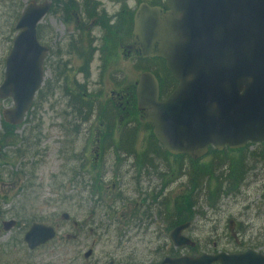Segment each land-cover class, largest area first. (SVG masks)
I'll list each match as a JSON object with an SVG mask.
<instances>
[{
  "label": "rangeland",
  "instance_id": "1",
  "mask_svg": "<svg viewBox=\"0 0 264 264\" xmlns=\"http://www.w3.org/2000/svg\"><path fill=\"white\" fill-rule=\"evenodd\" d=\"M19 2L24 5L27 0H16L15 4ZM101 4L107 15L116 12L119 6L109 5L105 1H101ZM14 14V5L11 1L0 0V84L4 71V59L15 35L14 25L17 16ZM43 25H47L43 26L46 29H42V38L47 45H53L63 34L70 35V25L64 26L57 14L50 16ZM71 30L73 31L74 28ZM95 35L98 40L100 34L95 32ZM119 54V61L115 65L106 66V68H102V64L98 60L91 63L93 65L91 67L92 74L83 93L82 88L76 87L77 82L83 84V77L76 72L78 66L72 62L71 57L63 56L60 60H54V58L52 60L50 56L46 62L44 80L45 82L52 81V85L48 86V90H52V96L46 94L41 112L35 114L34 117L33 111V115L28 117L25 125L13 132L16 136L23 137L26 132L30 133V130H33L30 137L36 136L33 141L34 145L28 144L29 141L25 144V142H20V139H13L3 144V147L0 146V161H2L0 166H3L0 169V264H85L81 258L88 248L94 249L96 255L113 251L114 245L107 244L104 238L100 243L90 247L89 239H93V237L88 236V228H92L94 224L88 222L84 227L82 226L83 216L88 215L90 211L93 212L94 209H99V207L94 208L95 198H90L85 190L81 194L84 182L90 186L87 181L89 177L85 173H91V166L94 167V165L86 163V172H81L78 169V164L83 162L79 154H81L83 143L88 137H90V145L87 157L92 159L95 154V146L92 143L95 139L93 138L94 132L90 135L86 130L76 133L75 126L69 125L67 119L64 120V118L65 115L72 112L67 107L68 92L84 95H88L89 92L93 95L101 94L107 101L110 92L115 88L113 84H109V80L113 81L111 78L114 76L118 79L125 77V84H134L139 71L134 69L122 53L119 52ZM95 59L96 56L93 57V60ZM114 71L115 73H113ZM90 84L91 88H89ZM42 98L43 96L39 95L37 99L42 100ZM11 106L12 103L9 100H0V114ZM62 124L63 127H61ZM40 134L42 138H39ZM117 135L118 133L115 134V137ZM38 138L39 140H37ZM140 138L141 135L137 139V145ZM18 147L26 157L15 161L13 156ZM262 149L264 150V148ZM262 149L251 145L241 153L226 154L215 160L222 164L221 171L225 167L229 169L232 165H240L246 172L252 171V173L244 175H248L246 178L244 177L245 180L238 181L239 189L235 195L219 197L216 191L217 186L224 189H232V187L224 181L214 180L213 177L203 179V181L207 180L201 189H206L205 192L194 191L193 185L196 181L194 176L187 177L189 167H185L186 174L173 180L169 179L168 193H170L171 199L178 198V195L183 192L184 196L191 195L192 200H195L194 197L198 195L201 197L199 200L196 199L197 203L193 209H189L185 204L180 206L178 204L176 207L173 202H170L169 205L170 223H179L180 221L182 224L181 222L185 221L183 216L189 210L191 231L188 234L192 239L200 240V247L196 251L201 248L199 251L203 252L240 253L252 249L264 254V170L259 171L261 164L258 163L264 161L261 159ZM57 155L60 156L57 157ZM75 155L79 156L78 162L71 159ZM101 156L99 158L106 164V174L104 175L106 178L103 177L102 181L103 189L107 186L112 189L117 167L114 148L105 150ZM122 159L125 158L121 157ZM210 159H205L200 164H207ZM61 160H65L67 164L61 163ZM126 160L129 164V159ZM185 163L188 166V162ZM212 163L213 160L209 164ZM128 164H124V166L126 167ZM171 168L176 170L177 166L172 163ZM217 168L219 167L213 166L210 172ZM262 168L264 169V166ZM126 179L131 184L129 174L126 175ZM206 185L208 186L206 187ZM206 196L208 199H205ZM132 197L133 194L128 191L127 198L131 199ZM117 207L122 208L121 205H117ZM131 210L132 207L129 211L124 210L123 216L128 218L131 215ZM191 212L194 215H191ZM64 213L69 216L68 220L61 218ZM87 219L88 216L85 218V222ZM94 220H96L95 216ZM229 220H234L236 232L235 230L229 231ZM7 221H14L15 225L3 228L2 223ZM33 223L55 227L57 233L53 241L30 252L22 239ZM161 223L160 218L156 219L150 230L152 231V228L155 227L160 228ZM234 234H237V242L231 240ZM210 236H212V242L205 244L206 240L203 238ZM160 248L164 250V255L176 253L171 244L164 242L122 244L119 251L121 264L126 263L124 258L130 256L133 258L132 262L135 263L156 264L164 257L160 255L155 257L154 255V251ZM188 252L191 254L194 251L188 250ZM75 253L79 254L78 260L74 257Z\"/></svg>",
  "mask_w": 264,
  "mask_h": 264
},
{
  "label": "water",
  "instance_id": "2",
  "mask_svg": "<svg viewBox=\"0 0 264 264\" xmlns=\"http://www.w3.org/2000/svg\"><path fill=\"white\" fill-rule=\"evenodd\" d=\"M165 1L166 12L140 5L134 30L133 49L142 57L162 58L178 83L159 102L153 75L139 77L137 109L152 124L156 140L168 153L193 160L204 156L209 145L221 150L264 143V0ZM47 9V3L29 4L17 22L19 33L0 87V97L14 102L5 113L7 121H20L40 86L45 50L35 41V25ZM52 237L50 228L33 225L25 241L33 248ZM213 262L264 264V256L250 251L166 259L164 264Z\"/></svg>",
  "mask_w": 264,
  "mask_h": 264
},
{
  "label": "flooded vegetation",
  "instance_id": "3",
  "mask_svg": "<svg viewBox=\"0 0 264 264\" xmlns=\"http://www.w3.org/2000/svg\"><path fill=\"white\" fill-rule=\"evenodd\" d=\"M43 1V0H42ZM101 1H105L107 4L112 5L114 3H119L118 10L109 16L106 14L105 9L103 8ZM150 3H153L154 0H146ZM137 0H53L51 11L55 14L56 10L59 13V18L62 21H66V18H70L72 23L70 24V35L73 32L77 33L75 37H69L67 40L68 43V54L70 57L77 58L80 63V66L95 62L98 60L101 63V67L106 68L108 65H115L119 61L121 49L124 47V55L129 58L130 63L137 68L138 62L140 59L137 54L134 52L127 51L126 47L132 43V20H133V10L136 9ZM50 11V12H51ZM95 32H98L100 37L97 40ZM64 35V34H63ZM59 41L56 40V43ZM58 54H60L59 47H57ZM92 55L96 54L95 60H90L86 57V54ZM140 59V60H139ZM152 61V60H150ZM74 63V59H72ZM152 62H145L146 65L152 64ZM116 71V70H115ZM115 71L113 73H115ZM92 74V72H91ZM115 75V74H114ZM115 77V76H114ZM115 79V78H114ZM111 84L116 82L109 80ZM103 83V82H102ZM109 83V84H110ZM82 98L78 102L83 108L82 112L74 111V114L67 117V123L69 125H74L76 128H83L87 131H95L96 141L93 142L95 147V156L90 159L87 157L88 148L90 145L89 141L85 143V153L82 152V167L85 171L86 163L94 165L91 166L92 172L86 173L89 179H97L94 183L96 186L101 185V181L104 177V160H101L99 157H102L105 148H114L115 150V162L117 163V173L116 176L119 180L118 185H124V163L127 158L122 159L118 156V153H121V132H122V109L123 107L121 101L123 96L118 94L115 91L110 92V98L112 102L109 103V110L105 109V105L102 102V96L99 94L96 97L91 95L88 96L80 93ZM89 96L93 97L90 98ZM118 98L117 106L114 104V99ZM86 100H84V99ZM89 99V100H88ZM91 99V100H90ZM92 108V113L87 112L86 107ZM72 117V118H71ZM118 135L115 137V134ZM146 145V141H141L140 147H137L130 152V157H128L130 164L128 166L130 174V180L132 184L131 189H118L114 194L113 199L103 198L102 202L105 204L103 211L98 218V221L103 223L112 218H117V214L123 215V211H129L132 207L131 213L135 208V215L131 217L133 225L130 226V229H133L130 233H124L128 235H135L139 228H143L148 223L149 214L155 208H161L165 213L166 217H169V198H168V181H169V165L162 164L163 161L160 158L146 157L141 154L142 148ZM153 161L156 162V167L153 164ZM162 164V165H161ZM156 180L159 185L154 187L153 180ZM91 184V185H92ZM95 189L90 186L86 188V192L89 193V197H95L94 204L95 206L101 204V200H97V196L101 193L102 190L97 189V192L92 194ZM128 191L133 194V197L127 198ZM167 193V194H166ZM92 194V195H91ZM121 205L122 208L117 207ZM126 206V207H124ZM121 220V217L119 218ZM92 222L94 225L101 226L94 220V213H88V219L86 223ZM164 225V222H163ZM128 227V226H127ZM90 233H93L90 230ZM120 234V233H116ZM127 236L124 237H115V240L120 242L123 239H127ZM166 241V240H164ZM163 241V242H164ZM85 264H103L102 260L99 257L95 256V253H92L90 257L86 260H83ZM115 264V261L113 262Z\"/></svg>",
  "mask_w": 264,
  "mask_h": 264
},
{
  "label": "trees",
  "instance_id": "4",
  "mask_svg": "<svg viewBox=\"0 0 264 264\" xmlns=\"http://www.w3.org/2000/svg\"><path fill=\"white\" fill-rule=\"evenodd\" d=\"M171 83V80L168 78V82L167 84H170ZM133 101V106H134V100ZM137 123V121H136ZM150 142L152 143H155V141L153 140V138L150 137L149 139ZM150 155H153V156H164V153L163 151L159 150L157 147H156V143H155V146H151L150 148ZM188 165L191 166V172L192 174L190 173L189 176H194L195 177V181L197 182V180H199L200 182L203 181V179L205 178H208L211 174V164H207V165H200V167L198 166H195V163H188ZM202 168V169H201ZM231 180H233V176L230 178ZM202 189V185L200 187ZM201 189H199V191H201ZM191 196H187L186 197V205H188L189 207L192 205L191 203ZM187 206V207H188ZM187 218H189V210H188V215H187Z\"/></svg>",
  "mask_w": 264,
  "mask_h": 264
}]
</instances>
